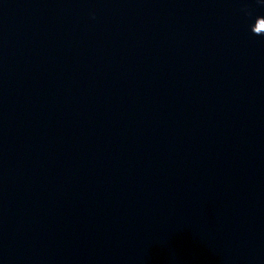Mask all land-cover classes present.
Wrapping results in <instances>:
<instances>
[{"label":"water","instance_id":"1","mask_svg":"<svg viewBox=\"0 0 264 264\" xmlns=\"http://www.w3.org/2000/svg\"><path fill=\"white\" fill-rule=\"evenodd\" d=\"M259 16L0 0V264H264Z\"/></svg>","mask_w":264,"mask_h":264},{"label":"clouds","instance_id":"2","mask_svg":"<svg viewBox=\"0 0 264 264\" xmlns=\"http://www.w3.org/2000/svg\"><path fill=\"white\" fill-rule=\"evenodd\" d=\"M259 18H264V16H259V17L256 18V20L259 19ZM256 20H255V22H256ZM254 25H255V23H254L253 25H251V32H252L254 35H257V36L264 35V33H256V32H254V31L252 30L253 27H254Z\"/></svg>","mask_w":264,"mask_h":264}]
</instances>
